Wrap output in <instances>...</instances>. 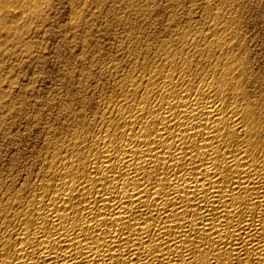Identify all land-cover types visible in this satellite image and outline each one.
<instances>
[{
	"label": "bare ground",
	"instance_id": "obj_1",
	"mask_svg": "<svg viewBox=\"0 0 264 264\" xmlns=\"http://www.w3.org/2000/svg\"><path fill=\"white\" fill-rule=\"evenodd\" d=\"M53 1L0 0V36L28 34L10 17ZM143 1L126 0L114 55L93 51L51 118L26 122L33 148L13 107L1 114L0 264H264V42L245 31L249 7L172 3L153 20Z\"/></svg>",
	"mask_w": 264,
	"mask_h": 264
},
{
	"label": "rangeland",
	"instance_id": "obj_2",
	"mask_svg": "<svg viewBox=\"0 0 264 264\" xmlns=\"http://www.w3.org/2000/svg\"><path fill=\"white\" fill-rule=\"evenodd\" d=\"M71 1L55 0L51 3L49 2L39 11V15L36 14L38 15L37 17H35L36 15L28 16L9 12L13 14L14 17H10L7 26L17 30L16 32L21 29H27L28 34L19 38L16 36L13 39L0 36V116L4 113L8 105L13 107V115L10 118L16 119L18 123L17 126L19 130L22 131V140H25V142L22 143V147H27L26 149L28 151L36 145L34 136L37 135L36 133H39L40 129L35 127L32 133H26L24 137L23 131L24 128L27 127L26 122L31 119L35 113L40 115H38L39 123L45 121V119L46 121L49 120L51 118L50 113L53 111L52 103H55L54 106H56L57 103L66 99L69 94V88L76 89V86H78L77 81L82 77L81 70L85 66V63L88 64L90 59L95 56V53H99L97 55L105 59L108 58L110 54L114 55V49L118 45H116V43H119L122 40L121 37L124 38V34L126 33L124 25L121 24L122 22L120 23V19L127 20L130 17L129 14L126 13V0H124L125 3L123 0ZM182 1H184V4ZM195 1L194 3V0H174V2L173 0H145L142 4L147 3L149 7L156 8V14H154L155 16L153 15V20L154 18L165 20V18L167 19V17H169L168 15H170L168 13L172 3L173 5L171 7L176 4L178 6L179 4V8L176 9L177 11L180 9V15L184 14L186 10L188 11L189 6V10L190 8L193 9L192 11H194L193 13L195 14V9L198 7L199 10L203 0ZM226 1L232 2V0ZM237 1L241 4L245 2L243 5H246L247 8L249 7L246 10L249 12H243V16L245 15L244 17H247L248 20L251 18L249 21L246 20L247 24L244 26L246 29H244L248 33L250 32L251 35H256L255 41L260 44L257 42L254 44L261 47V43L264 42V0H254V3H251L252 0H248V2L247 0ZM222 3H225V0L214 1V4L219 6L222 5ZM124 5L125 8H123ZM183 5L187 6V8ZM251 8L253 11H251ZM198 10H196V12ZM171 12L172 10L170 13ZM2 14H4V12ZM117 15H119V17ZM89 16H91V18ZM113 18L115 24L113 23ZM116 18L117 21L120 18L119 22L115 20ZM164 22L158 24L157 27L162 28L165 24ZM106 25L108 26L106 27ZM117 25L118 27H116ZM4 27L5 25L0 23V28ZM85 27L87 29H85ZM107 28L108 30H106ZM109 28H111V30ZM112 30H114V33ZM117 32L118 35L116 36L115 34H117ZM121 33L122 36H120ZM256 38L259 39L256 40ZM113 40H115V43ZM93 53L94 55L92 56ZM4 105L5 107L3 108ZM10 118L7 119V123L11 121ZM1 127L3 130H0V144H4L3 148H8L10 145L5 142L8 129H6L5 125H1ZM8 159L9 157L5 154L4 160Z\"/></svg>",
	"mask_w": 264,
	"mask_h": 264
}]
</instances>
